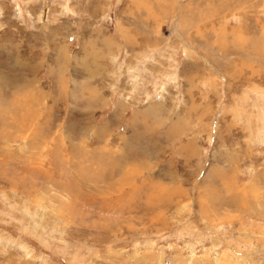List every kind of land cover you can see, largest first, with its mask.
I'll list each match as a JSON object with an SVG mask.
<instances>
[{
  "label": "rangeland",
  "instance_id": "obj_1",
  "mask_svg": "<svg viewBox=\"0 0 264 264\" xmlns=\"http://www.w3.org/2000/svg\"><path fill=\"white\" fill-rule=\"evenodd\" d=\"M0 264H264V0H0Z\"/></svg>",
  "mask_w": 264,
  "mask_h": 264
}]
</instances>
